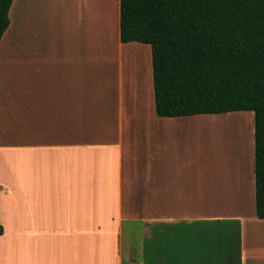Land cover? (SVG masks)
Returning <instances> with one entry per match:
<instances>
[{
	"label": "crops",
	"instance_id": "0c3cea01",
	"mask_svg": "<svg viewBox=\"0 0 264 264\" xmlns=\"http://www.w3.org/2000/svg\"><path fill=\"white\" fill-rule=\"evenodd\" d=\"M119 18L120 0L12 1L0 264H264L255 204L202 202L196 125L210 115L157 116L151 48L121 43Z\"/></svg>",
	"mask_w": 264,
	"mask_h": 264
},
{
	"label": "trees",
	"instance_id": "16d2710c",
	"mask_svg": "<svg viewBox=\"0 0 264 264\" xmlns=\"http://www.w3.org/2000/svg\"><path fill=\"white\" fill-rule=\"evenodd\" d=\"M12 1L0 0V41ZM119 26L121 43L151 48L158 117L253 113L264 220V0H120Z\"/></svg>",
	"mask_w": 264,
	"mask_h": 264
},
{
	"label": "rangeland",
	"instance_id": "374dc122",
	"mask_svg": "<svg viewBox=\"0 0 264 264\" xmlns=\"http://www.w3.org/2000/svg\"><path fill=\"white\" fill-rule=\"evenodd\" d=\"M11 49L10 26L8 34L3 38L0 55L6 54L4 58L10 59ZM201 153L207 161L214 163L212 173L210 167L204 166L203 158L199 160ZM195 157L198 189L205 190V200L202 202L214 210L228 211L229 214L244 212L248 216L254 212V115L252 112L198 116ZM242 171L247 172L246 183L239 178L242 176ZM222 178L228 179L225 185L220 180ZM236 180L234 186L233 181ZM199 202L201 201L198 199Z\"/></svg>",
	"mask_w": 264,
	"mask_h": 264
},
{
	"label": "bare ground",
	"instance_id": "6f19581e",
	"mask_svg": "<svg viewBox=\"0 0 264 264\" xmlns=\"http://www.w3.org/2000/svg\"><path fill=\"white\" fill-rule=\"evenodd\" d=\"M246 171V170H245ZM241 175L243 177L244 182H246V176H247V172L245 173L244 171L241 172Z\"/></svg>",
	"mask_w": 264,
	"mask_h": 264
}]
</instances>
